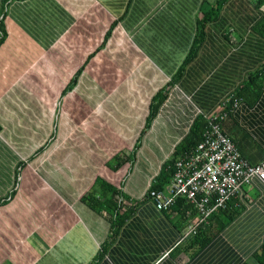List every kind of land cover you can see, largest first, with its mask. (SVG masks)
<instances>
[{"label":"crops","instance_id":"obj_1","mask_svg":"<svg viewBox=\"0 0 264 264\" xmlns=\"http://www.w3.org/2000/svg\"><path fill=\"white\" fill-rule=\"evenodd\" d=\"M263 15L255 0H0V264H258L264 182L202 246L146 192L195 119L264 65ZM222 126L264 158V79ZM97 177L133 207L118 229L82 200Z\"/></svg>","mask_w":264,"mask_h":264},{"label":"built area","instance_id":"obj_2","mask_svg":"<svg viewBox=\"0 0 264 264\" xmlns=\"http://www.w3.org/2000/svg\"><path fill=\"white\" fill-rule=\"evenodd\" d=\"M230 97L233 98L234 93ZM223 104L221 102L220 109L209 117L203 139L175 161L167 185L163 189L150 188L147 193L159 210L169 209L178 197H185L192 204L197 214L186 223L181 240L206 225L211 214L224 208L231 197L241 196L244 185L254 179L264 182V159L250 163L221 127L227 112Z\"/></svg>","mask_w":264,"mask_h":264},{"label":"trees","instance_id":"obj_3","mask_svg":"<svg viewBox=\"0 0 264 264\" xmlns=\"http://www.w3.org/2000/svg\"><path fill=\"white\" fill-rule=\"evenodd\" d=\"M257 4H260L264 7V0H255ZM1 27V26H0ZM2 28H0V32ZM255 30L264 36V15L263 18L255 26ZM109 32V31H108ZM108 33L106 34L107 37ZM3 41V34L0 33V43ZM264 79V65L258 68L255 71H252L248 74V77L245 82L235 91L234 97L231 98L230 94L222 102H224V109L229 111L231 106L234 105L233 101L235 99L247 98L252 100L253 96H257L259 91V86L261 85ZM75 80L72 81V84ZM71 85V83H70ZM167 96L166 88H161L152 98L150 104V112L147 117V122L154 117L158 111L159 106L165 100ZM223 123V122H222ZM221 123V127L223 128ZM209 125V118L199 115L193 122L187 135L176 145L171 156L165 162L162 170L153 180L151 186L155 189L163 188L172 177L174 172L175 161L189 153L202 139L206 131L207 126ZM132 157V152L127 154L125 151L120 152L115 156V159L119 160L116 164V167L121 166L125 160ZM264 159V158H263ZM262 159V160H263ZM125 198L121 189L115 185L109 183L107 180H104L101 177H97L88 190V192L82 195V200L86 202L90 207L99 211L105 212L110 216L113 222L114 229L122 224V222L128 217L133 209L132 206L123 208V204L120 198ZM177 210L182 213V215H188L192 219L195 218L196 212L193 211L191 203L185 197H178L174 203ZM242 204L239 202L237 197L233 196L230 200L227 201L226 206L216 209L210 216L208 224L214 221L215 218H218L217 228H224L230 221H232L242 210ZM193 209L190 214H187V211ZM207 224V225H208ZM206 225V226H207ZM205 227V226H204ZM204 227H200L197 232L190 238L194 240V243L198 246H202L207 243L209 240V233L205 231ZM254 259L258 264H264V239L260 246V249L255 252Z\"/></svg>","mask_w":264,"mask_h":264},{"label":"clouds","instance_id":"obj_4","mask_svg":"<svg viewBox=\"0 0 264 264\" xmlns=\"http://www.w3.org/2000/svg\"><path fill=\"white\" fill-rule=\"evenodd\" d=\"M232 139H233V138H232ZM233 141H234V140H233ZM152 183H153V181H152ZM152 183H151V184H152ZM166 185H167V184H166ZM166 185H165V186H166ZM165 186H164V187H165ZM164 187H163V188H164ZM150 188H153V187L150 185V187L148 188V190H149ZM163 188H161V189H163ZM148 190H147V192H146V197H147ZM235 197H237V196H235ZM191 205H192V204H191ZM173 206H174V204H173L170 208H172ZM170 208H169V209H170ZM164 210H168V209H164ZM192 210H193V209L188 210V211H187V214H190ZM193 211H195V210H193ZM195 212H196V211H195ZM196 214H197V212H196ZM191 220H192V218H190L188 221H191ZM209 220H210V219H209ZM188 221H187V222H188ZM187 222H186V223H187ZM208 222H209V221H208ZM207 224H208V223H207ZM207 224H206V225H207ZM206 225H204V226H206ZM185 226H186V224L184 225L183 230H184ZM204 226H203V227H204ZM182 232H183V231H182ZM181 235H182V233H181ZM190 237H192V236H190ZM187 238H188V237H187ZM180 240H181V238H180Z\"/></svg>","mask_w":264,"mask_h":264},{"label":"rangeland","instance_id":"obj_5","mask_svg":"<svg viewBox=\"0 0 264 264\" xmlns=\"http://www.w3.org/2000/svg\"><path fill=\"white\" fill-rule=\"evenodd\" d=\"M225 132V131H224Z\"/></svg>","mask_w":264,"mask_h":264}]
</instances>
